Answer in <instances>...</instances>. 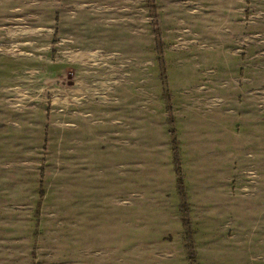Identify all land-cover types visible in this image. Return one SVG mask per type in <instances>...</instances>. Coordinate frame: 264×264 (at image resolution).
Wrapping results in <instances>:
<instances>
[{"label":"rangeland","instance_id":"374dc122","mask_svg":"<svg viewBox=\"0 0 264 264\" xmlns=\"http://www.w3.org/2000/svg\"><path fill=\"white\" fill-rule=\"evenodd\" d=\"M175 140L199 263L264 264V0H0V264H190Z\"/></svg>","mask_w":264,"mask_h":264},{"label":"trees","instance_id":"16d2710c","mask_svg":"<svg viewBox=\"0 0 264 264\" xmlns=\"http://www.w3.org/2000/svg\"><path fill=\"white\" fill-rule=\"evenodd\" d=\"M174 156H175V173L178 177L179 191L182 195V212L181 216L182 225L185 229L186 249L190 264H200L198 261V253L195 248V239L192 219L190 216V208L188 204V198L185 192V180L182 172L181 154L179 153L178 141H174Z\"/></svg>","mask_w":264,"mask_h":264},{"label":"bare ground","instance_id":"6f19581e","mask_svg":"<svg viewBox=\"0 0 264 264\" xmlns=\"http://www.w3.org/2000/svg\"><path fill=\"white\" fill-rule=\"evenodd\" d=\"M83 56H85L84 53H78V54H73V55H72L73 60H76V59H81V60H83V59H85V58H83Z\"/></svg>","mask_w":264,"mask_h":264}]
</instances>
